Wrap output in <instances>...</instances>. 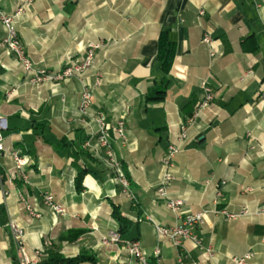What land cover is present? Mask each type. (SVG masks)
Here are the masks:
<instances>
[{
	"label": "crops",
	"instance_id": "0c3cea01",
	"mask_svg": "<svg viewBox=\"0 0 264 264\" xmlns=\"http://www.w3.org/2000/svg\"><path fill=\"white\" fill-rule=\"evenodd\" d=\"M23 4L0 0V11L10 15ZM14 29L34 71L52 76L82 61L91 44L99 48L84 74L35 85V72L0 45V264H21L11 223L24 230V251L38 264L50 253L96 258L82 264H136L126 250L130 241L154 264H227L248 252L254 254L248 264H264V0H33ZM164 31L176 44L168 74L158 63ZM206 32L214 40L213 58L202 41ZM6 38L0 24V42ZM203 83L215 99L188 130L168 198L182 201L185 214L210 213L197 232L202 248L192 241L177 248L155 228L179 224L157 194L160 161L196 112ZM85 87L92 104L84 114ZM158 87L164 99L149 101ZM99 116L111 125L125 121V141L113 138V147L129 193L105 166V151L93 137ZM16 151L27 162L22 170L13 160ZM47 194L63 215L44 204ZM27 206L42 218H31ZM114 207L131 223L118 244L105 242L119 230ZM244 208L250 215L234 220L214 213Z\"/></svg>",
	"mask_w": 264,
	"mask_h": 264
},
{
	"label": "built area",
	"instance_id": "2783aa9c",
	"mask_svg": "<svg viewBox=\"0 0 264 264\" xmlns=\"http://www.w3.org/2000/svg\"><path fill=\"white\" fill-rule=\"evenodd\" d=\"M23 1L24 4L20 6L13 14L9 15L0 11V24L3 25L7 30V38L0 42V45H7L10 50L17 54L18 59L25 71L28 73H34L35 71L33 69V64L30 59L26 57L24 51L22 50L20 43L18 42L17 32L14 29L15 21L24 13L25 4L33 2V0ZM203 14L204 12L200 13V15ZM202 41L205 45L211 48L210 56L212 58L215 57L217 53L213 49L214 40L208 32L204 33ZM98 48L99 45L91 44L86 50L85 57L82 59V61L70 65L56 76H52L45 70H38L35 72V77H33L30 82L37 85L43 83V81L45 80L65 81L73 78L76 75H82L92 67L95 51ZM201 90L203 97L198 105L196 112L184 121L183 125L181 126L180 133L177 136L176 143L170 144L168 146L166 154L160 161L162 178L157 188V194L160 198L166 199L167 207L172 212L177 214L179 224L171 228L159 226H156L155 228L160 239L172 244L177 248H181L186 241H192L197 247L202 248V243L197 236V232L202 226L205 225L208 214L210 213L208 211H203L196 214H185L181 212V206L183 205L182 201L171 200L168 198V191L173 181L175 180V176L173 174L175 160L177 156L183 152V145L188 139V130L195 123L198 115L208 110L215 99L213 90L209 86H207V84L203 83L201 85ZM91 104L92 90L85 87L81 94V111L84 114L87 113L91 108ZM97 123L99 129L93 137L97 140L99 147L105 151L106 158L104 160V164L108 169L114 171L117 174L118 180L124 188V192L129 193V182L122 172L120 163L116 158L113 147V138H116V140L125 141V121L124 119H121L116 124L111 125L105 121V118L103 116H99L97 119ZM4 128V119L0 117V154L4 152ZM248 136H250V134H248ZM12 156L19 170H22L27 165L26 160L21 157L20 151L14 152ZM23 178L27 180L26 177L23 176ZM225 185L226 182L223 181L220 182L217 186L216 197L218 199V202L223 198L222 189ZM129 196L131 197V195ZM21 200L24 201V198L21 197ZM43 202L45 205L49 206L56 214H64V210L54 203V198L52 195H45L43 197ZM26 209L31 218H42V215L34 210L31 206H27ZM214 213L222 215L227 220H234L250 215V212L247 208H244L238 214L230 213L226 210L215 211ZM148 220L151 221L150 218H148ZM9 230L12 236H14L17 241L18 252L22 256L21 264H38L35 260L29 258L24 251V230L15 223H11L9 225ZM105 242L118 244L121 242V234L119 233V231L110 232L108 238L105 239ZM126 250L128 254L136 261V264H154L143 253L138 241L127 242ZM205 251L209 257H213V251L211 249L207 248ZM155 255L156 257H159L160 252L157 250L155 252ZM253 257L254 254L252 252H248L240 257L229 258V263L227 264H248V262L251 261Z\"/></svg>",
	"mask_w": 264,
	"mask_h": 264
},
{
	"label": "trees",
	"instance_id": "16d2710c",
	"mask_svg": "<svg viewBox=\"0 0 264 264\" xmlns=\"http://www.w3.org/2000/svg\"><path fill=\"white\" fill-rule=\"evenodd\" d=\"M175 53H176V44L173 41H171L169 37V32L167 31L162 32L159 38L158 63L163 73L168 74L170 72L175 57ZM165 95L166 93L164 87H158L148 95L147 99L149 101H162ZM86 173L87 170H82L78 175L77 188L79 191L82 190V179ZM113 217L119 224V230H118L119 233L121 234V236H124L127 233L129 227L131 226V223L129 222V220L122 217L120 211L116 207H114L113 210ZM87 262L95 263L96 258L94 256L81 254L80 256L73 259H66L59 254L50 253L48 257L39 264H82Z\"/></svg>",
	"mask_w": 264,
	"mask_h": 264
}]
</instances>
